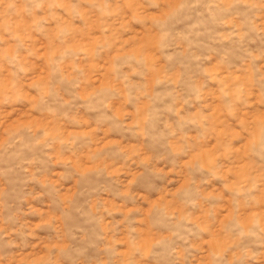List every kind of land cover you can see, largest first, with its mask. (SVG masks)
I'll list each match as a JSON object with an SVG mask.
<instances>
[{
	"label": "rangeland",
	"instance_id": "374dc122",
	"mask_svg": "<svg viewBox=\"0 0 264 264\" xmlns=\"http://www.w3.org/2000/svg\"><path fill=\"white\" fill-rule=\"evenodd\" d=\"M0 264H264V0H0Z\"/></svg>",
	"mask_w": 264,
	"mask_h": 264
}]
</instances>
